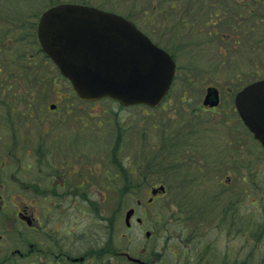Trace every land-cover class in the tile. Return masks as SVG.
<instances>
[{
	"label": "rangeland",
	"instance_id": "rangeland-1",
	"mask_svg": "<svg viewBox=\"0 0 264 264\" xmlns=\"http://www.w3.org/2000/svg\"><path fill=\"white\" fill-rule=\"evenodd\" d=\"M75 1L129 16L156 43L174 53L180 68L171 92L164 105L156 109L124 107L111 99L82 102L72 84L46 57V86L42 100L36 104V108L47 112L46 118L41 120L43 124L36 125L44 128L33 132L23 129L24 133L20 135L10 131L2 134L0 159L8 157L12 145L16 144L13 142L24 148L27 142L34 143V147L44 145L46 150L49 149L44 158L49 160L59 149L70 146L68 143H75L85 147L90 155L100 152L99 155L107 158L108 153L109 163L106 164L109 169L115 167L114 157L120 156L126 173L132 176L130 170L137 169L141 176L137 182L126 180L125 183L127 187L137 185V192L127 188L123 197L111 191L108 194L109 222H114L116 238L119 237L126 251L145 261L150 260L151 264H262L264 151L241 122L235 111L234 97L244 85L264 78V24L261 22L264 4L250 0L257 17L221 20V31L211 24L189 23L185 27V0H0V14L3 15L0 16L12 22L25 20L29 25L35 20L38 24L42 12L48 7ZM170 3H174L173 8ZM210 11L214 14L215 7ZM3 18H0L1 22L5 21ZM214 30H219V34L213 35ZM16 37L14 35L12 39ZM212 82H216L214 84L221 90L222 103L215 110H204L202 102ZM50 103L57 105L55 110L58 112L76 111L86 118H77L74 122L67 115L62 118L64 114L50 111ZM11 105L15 110L30 109L23 100L13 99ZM86 121L88 124L84 130L75 132L70 129L81 128ZM157 124L166 126L167 130L155 128ZM178 129L183 132L189 129L203 131L201 137L206 145L204 150L209 153L208 160H216L215 168L209 171V166L204 164L200 174L205 177L214 175L216 179L203 177L202 185L187 206L188 231L197 230L188 237L181 230L185 224L180 220L183 221L185 216L178 206L185 202V184L175 182L179 178L185 180L184 175L167 169L166 166L169 168V164L175 162L168 160L164 163L160 155L166 144L170 146V152L175 153L171 144L177 140L167 143L164 137L171 132L177 136L181 132ZM118 131L122 132L121 136ZM151 155L156 161L150 159ZM182 155L185 156L184 148L179 157ZM100 162L97 161L94 167ZM186 165L177 164L183 173ZM192 167L187 172L191 175L188 177L189 186L197 169V166ZM17 169L12 165H0V176L17 174ZM151 169L155 174L150 173ZM110 172L114 174L113 170ZM144 177H147L146 181ZM160 184L167 186V195L149 204L151 188ZM14 202L21 203V199ZM131 207L136 208V215L132 228L127 230L125 215ZM136 217H141L143 222L139 224ZM147 231H150L149 237ZM121 232H125V237L120 238Z\"/></svg>",
	"mask_w": 264,
	"mask_h": 264
},
{
	"label": "flooded vegetation",
	"instance_id": "flooded-vegetation-1",
	"mask_svg": "<svg viewBox=\"0 0 264 264\" xmlns=\"http://www.w3.org/2000/svg\"><path fill=\"white\" fill-rule=\"evenodd\" d=\"M255 1L264 4V0ZM249 2L250 0H185V27L189 23L211 24L221 31V20H232L233 17L243 19L252 15L256 18V9ZM214 7V14H211L210 10ZM206 11L210 13L207 14ZM247 12L251 15L246 14ZM261 22L264 24V17H261ZM36 25L35 20L29 25L25 20L0 21V106L8 107L0 109V135L8 134L9 131L20 135L24 133L23 129L33 132L44 128L39 126L43 124L41 120L46 118L47 112L36 108V104L42 100L46 86V54L40 45ZM218 31L214 30L213 35H218ZM14 35L17 39H12ZM172 55L175 57L174 53ZM179 68L178 66V70ZM214 83L216 82L208 87L219 88ZM13 99L23 100L26 108L30 109L15 110L11 105ZM221 103L220 90L219 105ZM51 105L56 104H49L50 111L64 114L62 118L67 115L72 122L77 118H86L76 111L58 112L51 109ZM216 108L203 105L204 110ZM235 111L237 112L236 108ZM82 124L81 128L70 129L82 131L87 127L88 121ZM201 133V130L186 132L187 142L192 147L197 146V149L189 148L187 161L208 166L213 160L215 168L216 160H208L209 153L204 150L206 145ZM121 135L122 132H119V136ZM119 139L122 140V137ZM14 143L16 144L10 149L12 151L8 153L9 158L0 159L2 167L12 165L18 168L17 174L3 178L0 176V264H127L126 260L128 264H151L150 260H131L127 255L131 253L121 246L119 237L116 238L114 222H109L108 194L111 191L123 197L127 188L137 192V185L133 188L125 184L126 180L137 182L141 179L137 169L130 170L132 176L126 173L120 156L115 155L112 160L115 167L109 169L106 164L109 163L108 153V159L105 155H99L100 152L90 155L85 147L75 143H68L70 146L59 149L50 160L44 158L49 151L44 145L34 147V143L27 142L24 148L23 145L17 142L12 144ZM196 150L199 152L196 153ZM97 161L102 164L100 162L95 168ZM202 177L216 179L214 175ZM143 180L146 181L147 177ZM164 195L163 192L152 194L149 202ZM15 199H21V203L14 202ZM135 215L136 211L130 218L128 227L125 222L127 230L132 228ZM136 220L139 224L143 222L141 217H136ZM119 236L125 237V232H121ZM146 236H150V231L146 232Z\"/></svg>",
	"mask_w": 264,
	"mask_h": 264
},
{
	"label": "water",
	"instance_id": "water-1",
	"mask_svg": "<svg viewBox=\"0 0 264 264\" xmlns=\"http://www.w3.org/2000/svg\"><path fill=\"white\" fill-rule=\"evenodd\" d=\"M38 35L46 53L85 100L109 96L125 105L154 107L165 98L177 70L173 57L132 22L94 6L60 3L50 7L41 16ZM219 101L218 89L209 87L204 103L217 106ZM236 105L264 146V80L242 89ZM159 190L165 187L154 188L153 193ZM133 213V208L127 211L128 225Z\"/></svg>",
	"mask_w": 264,
	"mask_h": 264
},
{
	"label": "trees",
	"instance_id": "trees-1",
	"mask_svg": "<svg viewBox=\"0 0 264 264\" xmlns=\"http://www.w3.org/2000/svg\"><path fill=\"white\" fill-rule=\"evenodd\" d=\"M171 4V6L172 5H174V3H170ZM154 127L155 128H161L160 130H167L166 128V126H160V125H154ZM181 129H178V131H180ZM190 130V129H189ZM195 129H193V131H194ZM188 131V130H187ZM187 131H185V132H183L182 130H181V132H178L177 133V136H174V133H166L167 135L165 136L164 134V140H165V142H173L174 140H177V141H174L172 144H171V148H173L174 149V151H175V153H171L170 152V146H167V144L166 145H163V147H162V152H160V155L162 156L161 157V161L162 162H164V163H167L168 162V160H172V161H174L175 163L173 164H169V165H171L169 168L166 166V168L167 169H169V170H172V171H177V173L178 174H182V175H184V178H185V180L182 178V179H175V182L179 185V184H185V189H184V191H185V202H184V204H178L179 202L177 201V202H175L176 204H178V206L181 208V211L182 212H180L181 214H182V216H185V217H183V221L182 220H180V222H181V224L182 223H184L185 224V226H184V228H181V230L182 231H184V233H185V236H186V234H187V236L186 237H188L189 235L188 234H192V232H194V231H197V230H193V231H188L189 229H188V226H190V221H188V217H189V215H187V210H188V208H187V206L189 205V202H191V198L192 197H194V196H192L195 192H197L198 191V189L200 188V186L202 185V182H203V177H202V175H200L202 172H203V165L202 164H200V163H197V164H195V163H192V162H188L187 161V159H188V156H189V148H191V149H197L196 147V145H194L193 147H192V145H190L188 142H187V139H188V137L186 136V132ZM162 133V132H161ZM182 148H184V150H185V156H180L179 157V154L181 153V151H182ZM199 150V149H198ZM200 152H202L201 150H199ZM199 151H197L196 150V153H198ZM154 155H151V158L150 159H154V157H153ZM155 160V159H154ZM156 161V160H155ZM185 161H187V165L186 166H183V167H185V173H183V169H181L182 167H179V166H177V164H179V163H183V164H186V162ZM195 164V165H194ZM168 165V166H169ZM173 165V166H172ZM188 165H190L189 167H188ZM214 165H215V163L213 164V162L212 161H210L209 162V168H208V170L210 171L211 169H213L214 168ZM162 166H163V164H162ZM193 166V167H192ZM194 166H197V169H195V175H192V177H193V180L190 182L191 183V185L189 186V180H188V177L189 176H191L189 173H187L188 172V170H189V168H195ZM213 167V168H212ZM153 168V167H152ZM152 171L150 172L151 174H155L154 173V170L153 169H151ZM187 170V171H186ZM197 172L199 173V174H197ZM212 180V179H211ZM172 183H173V181H172ZM175 183V184H176ZM167 209L165 210V213H167ZM199 211V210H198ZM200 212V211H199ZM174 213H176V212H173V214ZM198 213V212H197ZM160 215H161V217H162V213H159ZM158 214V215H159ZM176 214H178V212L176 213ZM199 218V217H198ZM198 221H199V219H198ZM192 223H196L195 221H193ZM181 226V225H180ZM193 235V234H192ZM191 238V237H190ZM187 240H188V242H191V240L189 239V238H187ZM262 264H264V262L262 263Z\"/></svg>",
	"mask_w": 264,
	"mask_h": 264
}]
</instances>
